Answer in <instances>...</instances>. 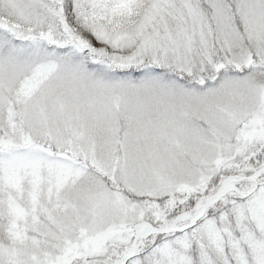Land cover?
<instances>
[{"label":"snow or ice","instance_id":"6c2138e0","mask_svg":"<svg viewBox=\"0 0 264 264\" xmlns=\"http://www.w3.org/2000/svg\"><path fill=\"white\" fill-rule=\"evenodd\" d=\"M0 264H264V0H0Z\"/></svg>","mask_w":264,"mask_h":264}]
</instances>
